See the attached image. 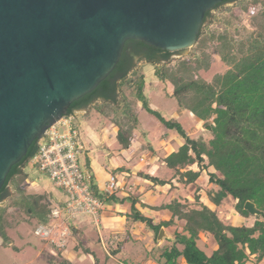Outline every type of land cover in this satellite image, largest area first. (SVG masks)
<instances>
[{"label":"trees","instance_id":"1","mask_svg":"<svg viewBox=\"0 0 264 264\" xmlns=\"http://www.w3.org/2000/svg\"><path fill=\"white\" fill-rule=\"evenodd\" d=\"M233 1L236 0H224L215 8ZM259 4H264V0H255L250 8L243 0L240 2L241 8L251 15L249 25L242 23L239 12L230 10L215 18L216 24L212 22L211 25H216V28L209 30V36L215 44L214 55L217 54L227 66L223 73H216L209 80L201 75L202 71L210 70L214 61L203 45L206 39L203 27L213 16L214 8L206 12L197 39L201 52L199 56L185 58L172 65L171 58L179 51L161 49L143 40H128L119 63L109 76L95 90L69 107L68 114H74L93 104L97 106V103L108 102L113 105L107 111L111 116V113L117 114L120 110L117 106L121 104L120 97H123L127 103L121 110L122 117L113 121L119 129L118 139L124 147L131 146L134 130L140 122L139 113L144 107L155 114L165 127L176 130L183 139L178 149L165 157L166 164L175 170L174 176H179L182 182L194 183L206 172L209 183L215 186L207 192L215 208L204 201L193 204V201H198V192L193 201L175 198L159 206L172 211L171 219L157 224L153 218L142 213L136 207V200L130 197L132 209L129 216L133 222H145L154 232L155 240L162 226L173 224L175 218L184 221L182 230L177 229L174 233L173 245L161 254L165 264H178L179 258H184L188 264H250L251 261L260 264L264 259V216L251 215L244 208L246 201L251 200L264 210V7L257 9ZM251 8L255 11L251 12ZM133 43L141 52L139 59L154 66L155 76L173 85L172 93L181 108L190 111L206 127L211 126L210 137H193L179 121L167 119L150 107L145 94V74L137 70V62H131L126 51L127 46ZM126 89L134 91L135 106L132 100L125 97ZM38 149L37 139L28 153L12 166L0 189V202L11 196V182L20 186L22 192L18 198L25 200L26 190L17 181L30 176L26 169ZM193 165H198L199 169H192ZM146 177L154 185L170 182L151 174H146ZM200 185L201 182H198V187ZM108 196L101 194L103 201ZM228 198L235 201L236 213L250 218L248 224L226 223L219 216L216 207ZM37 205L36 200L29 203L25 212H34ZM12 207L11 204L0 207V235L4 244L7 241L6 228L17 223L10 214ZM50 213L51 210L42 215V222H51ZM202 232L211 234L217 242L211 254L198 244ZM56 255L60 254L51 256L53 263L70 264L67 258H55Z\"/></svg>","mask_w":264,"mask_h":264},{"label":"water","instance_id":"2","mask_svg":"<svg viewBox=\"0 0 264 264\" xmlns=\"http://www.w3.org/2000/svg\"><path fill=\"white\" fill-rule=\"evenodd\" d=\"M223 1L0 0V189L32 143L109 76L128 40L187 50ZM244 208L264 216L251 200ZM167 237L162 227L158 240Z\"/></svg>","mask_w":264,"mask_h":264},{"label":"rangeland","instance_id":"3","mask_svg":"<svg viewBox=\"0 0 264 264\" xmlns=\"http://www.w3.org/2000/svg\"><path fill=\"white\" fill-rule=\"evenodd\" d=\"M243 1L245 2V5L247 6L248 4L250 8L251 6L253 7V2L255 0H243ZM240 2L241 0L227 2L225 4H222L218 8H215L212 11L213 16L208 18V20L204 24L203 35L206 34V39H205V44L203 45L205 46V49L208 52H210L211 59L214 60L210 70L201 72V75L207 80L213 78V76L216 73H220V72L223 73L227 69V66L220 60V57L217 54L214 55L215 44L213 43L212 37L209 36V30L216 28V25H211V24L212 22L216 24L215 18L220 16L221 13L222 15L226 14V12L230 10V11H233L234 13L239 12L242 23L249 25V18L251 17V15L246 10L241 8ZM262 7H264V4H259L257 6V9L262 8ZM252 11H255V10L251 8V12ZM198 41L199 40H197V42L195 43L193 47L187 50L179 51L178 53L174 54L171 58V61H172L171 64L177 65V63L180 60H183L185 58H194V57L199 56L201 52L199 50ZM142 62L140 64L138 62L136 63L137 65L139 64L137 67V70L138 71L145 70L147 74L151 72V76L155 77L154 66L150 64L149 66L147 65L145 66V68H143L144 61ZM149 78L150 77L148 75V79ZM125 92H126L125 97L132 100V102L134 103L133 105L135 106L137 102L134 100L136 97L134 91L132 89H126ZM172 92H173V85L170 82H167V81L165 82L162 80H158L157 82L156 78L153 81H151L150 79V82L146 81L145 93H146V96H147V99L149 101V105L151 108L158 110L167 119L179 121L186 130H189L191 136L193 137L200 136V138H203V139L210 137L211 130L208 129V127H206L202 123L199 124L195 122L190 111L183 110L181 108L177 97H175ZM120 99H121V104L117 106L120 109L119 110L120 113L119 111H117V114L111 113V116L107 114V111L108 109H110V106H113L111 103H108V102L107 103L106 102L97 103L99 105L95 106L93 104L89 108H87V114L84 117L81 115L77 117L78 122L79 121L82 122V129L86 130V124H84L86 122L88 125L94 127L95 129L97 128L98 131H102V129L106 125H109L110 123L114 122L113 121L114 119L121 116V113H122L121 110L124 109L125 104L127 103V100H124L123 97H120ZM139 115H140L139 116L140 124L137 126V129L134 130L133 134L142 135V137L139 139V142H141L142 145H144L146 148L144 149L145 151L144 150L141 151L143 153H141L139 150L137 153L139 156L136 155L135 158H137L138 160L140 158V155H145L147 156L148 159L151 158L152 146H153V150H156V152H158L159 154L161 153V156L164 155L162 151L164 152L166 151V148H165L166 146L165 145L162 146V140L165 138V132L167 129H165V126L155 114H152L151 112L147 111L144 107L141 108ZM196 124H199V125L196 126ZM118 133H119V129H118ZM167 135L169 137H167L166 140L164 141L165 142L169 141L168 143L170 145L171 144L174 146L177 145L178 147V144L176 143V140L174 139V137L176 136V133L172 132ZM103 146L109 147V145L107 146L103 145ZM129 147H125V148H129ZM102 152L103 151H101L100 153ZM123 155H126V153H124ZM94 161H97V162H94ZM80 162L82 165H87L90 168L93 167L95 170V174L98 177L103 178V179L105 177H108L107 176L108 171L106 170L103 171L104 167H107L108 165V160L105 157V154L97 155L95 160H91L90 152H84L80 156ZM28 165L29 167H31V168H28V170L33 176L36 174L35 171H37L38 174L40 173V177H42L43 180L46 179L47 181V178H48L47 175L39 171V165L35 160L33 159L30 160ZM147 166L149 165H144V167H147ZM151 167L152 166H149L148 168H151ZM197 167L198 166H194L195 169H197ZM167 171H170V170L166 167L164 168V171H161L159 175H164L165 173H167ZM207 178L208 177L205 176L201 180V185L199 188H203L202 193H199L198 201L197 202L193 201L192 203L200 204L202 202L201 200H206L210 206L215 208V204L212 202L211 198L208 196V193H207L209 189H213L215 188V186L212 183H209V185H206ZM17 182L21 185V187L24 188V190H26L27 197L26 198L24 197L25 200L18 198L21 196V192H22L20 189V186L13 184L11 182L9 184L11 196L9 198L17 197L18 199L14 198L10 200L9 198H7L3 202H0V207H5L8 204H11L13 206L10 214H11V217H14L15 221L17 222L16 224L6 228V231H7V235L5 236L7 238L6 244L3 243V237L2 238L0 237V264H56V263H53L54 261L51 260V257L49 254V250H51L50 244H49L50 241L47 242V240H44L41 237L37 236L34 232L36 227L39 226L41 223H43L41 219L42 215L48 214V212L51 210L50 214L52 216V212H53L52 210L56 207V204L52 203V199L49 197L50 193L46 194L44 192L45 191L44 186L32 185L34 180L30 178V176L27 178L22 177ZM180 187L183 189L182 195L184 197L182 199L189 197V199L194 200L195 195L197 194V192H199V189L196 190V186L193 184L184 185L181 183ZM35 200L38 204L35 211L34 212L29 211V213H26L25 209L29 208L28 207L29 203L34 202ZM235 204L236 203L233 199L228 198V199H224L223 202L219 206L216 207L219 212V216L226 223L236 222V218L234 217V215L237 214ZM238 222L239 223L243 222L241 217L238 218ZM183 225L184 224L181 223L180 226L182 227ZM167 226L170 227V225H167ZM90 229H91L90 238L93 240L92 247L96 251L97 255L101 258L102 260L101 264H103V262L106 260L105 259L106 254L99 241L101 235L97 231L95 224L90 226ZM200 238L202 240L199 241V246L203 248L208 254H211L213 251V247H215L216 245L215 238L211 234L200 236ZM171 245H173L171 241L166 240L162 246L156 247L155 252L152 251L150 254L152 256H155L157 251L159 250L163 251L166 248H170ZM140 246L141 248H143L144 243L143 244L140 243ZM54 252L55 251H53L52 253L53 255L58 254V252H55V253ZM124 256L125 254H119L115 259H112V260L115 262V264H125V261L127 262V264H130L131 262H129L128 259H125L126 257ZM59 257H61V254L58 256L56 255L55 258H59ZM69 262L70 264H95L91 256H86L85 260L81 262L76 261L75 263L73 260H69Z\"/></svg>","mask_w":264,"mask_h":264},{"label":"crops","instance_id":"4","mask_svg":"<svg viewBox=\"0 0 264 264\" xmlns=\"http://www.w3.org/2000/svg\"><path fill=\"white\" fill-rule=\"evenodd\" d=\"M147 65L149 66L150 64L144 62L143 68H145V66ZM143 72L145 74L146 81L150 82V79L151 81H153L156 78L158 82L159 79L156 76H151V72H149L148 74L145 70H143ZM148 75L150 77L149 79ZM75 114L77 115V117L79 115L84 117L87 114V109L76 111ZM192 116L195 122L199 124L201 123L196 119L194 115ZM79 123L82 130L81 132L83 140L87 148L86 152H90L91 160H95L96 156L101 154H105V157L108 160L107 167H104L103 169V171H108V177H105L104 179L98 177L95 174V170L93 167L90 168L88 166L91 170L93 169L92 173L95 178L97 190H101L103 194V189L111 175H115L117 177L120 187L116 192L109 194L110 196H108V199L104 201L105 205L104 209L101 211L99 223H96L90 216H80L72 222L73 232L70 236L67 237L66 245L64 247L61 248L59 246H54L49 242L51 249L49 250L50 257L51 255H53V251H55L58 252V254H61L62 257L67 258L68 260H73L75 263L76 261H84L86 256H91L95 264H101L102 260L93 249V240L90 238V226L95 224L97 231L101 235L99 241L106 254V260L103 262V264H115L112 259H115L119 254H125L124 257H126L125 259H128L129 262H131L130 264H165V259L161 257V254L164 250L157 251L155 256H152L150 253L152 251L155 252V248L162 246L166 240H170L171 243L174 242V233L177 229L179 231L182 230L183 226L181 227L180 225L181 223L184 224V221L175 218V222L171 224L170 227L162 226L165 227L167 234L170 235L171 238L167 237L163 242H160L158 240V237L157 240H155L154 232L145 222H133V220L131 219L132 217L129 216L132 209L131 198L136 200V207L145 215L153 218L154 223L157 224L161 221L170 220L172 217V211L169 209H162L159 207L160 205L169 203L175 198L183 200L181 196L183 194V189L180 187L181 183L184 185L193 184L196 186L197 190L199 188L198 182H201V180L205 176L208 177V175L205 172L194 183L182 182L179 179V176H174L175 170L170 168L165 162V157H167L171 152L177 150V148L183 143L182 137L174 129H168L167 127H165L168 132L166 130L165 138L162 140V146H166V151H162L164 155L161 156V153L159 154L158 152H156V150H153L152 146L151 158L148 159L147 156L140 155V158L137 160L135 156L138 155V151L140 150L141 152L146 148L144 145H142L141 142H139V139L142 137L141 134H134V139L131 146L129 148H125L118 139V127L114 122L106 125L102 129V131H98L97 128L95 129L94 127L88 125L86 122L84 123L86 124V130H83L82 122L79 121ZM199 124H196V126H198ZM172 132L176 133L174 139L176 140L178 147L177 145H170L168 143L169 141H164L167 137H169L167 134H170ZM187 132L190 134L189 130H187ZM103 145H109V147H104ZM101 151L103 152L100 153ZM124 153H126V155H123ZM144 165H149L152 167L148 168L149 166L144 167ZM165 166L170 171H167V173H165L164 175H159L161 171H164V168H166ZM194 166L198 165H193L191 166V168L194 170L199 169L198 167L197 169H195ZM28 168L31 167L28 166L26 169V171L30 172ZM35 172L37 175L35 174L34 176L30 173V178L34 180L32 185L44 186V192L46 194L50 193L49 197L52 199V203L56 204V206L63 204V202L66 200V196L63 191L55 187L48 176L46 181V179L43 180L42 177H40V173L38 174L37 171ZM146 174L169 179L170 182L165 185H154L149 179H147ZM50 183L52 186L50 185ZM206 185H209L208 178ZM202 189L203 188H201L198 193H202ZM111 195L113 196L112 198ZM187 199H189V197ZM201 201H204L209 205L206 200ZM234 217L236 218V223L238 225L248 224L250 220V218L241 216L238 213L235 214ZM239 217H241L243 221L242 223L238 222ZM52 222L53 219L50 223ZM43 223L49 224L47 222ZM206 234L209 233L202 232L200 236H204ZM200 240L202 239L200 238L198 240V244ZM140 243H144L143 248H141ZM216 247L217 242L215 247H213V250ZM249 263L255 264L253 261ZM125 264H127L126 261ZM178 264L188 263L184 258H179ZM260 264H264V259L260 262Z\"/></svg>","mask_w":264,"mask_h":264},{"label":"built area","instance_id":"5","mask_svg":"<svg viewBox=\"0 0 264 264\" xmlns=\"http://www.w3.org/2000/svg\"><path fill=\"white\" fill-rule=\"evenodd\" d=\"M86 151L80 123L74 113L64 115L46 129L33 158L39 165V171L46 174L66 196L63 204L53 209V222L41 223L35 233L61 248L73 232L71 225L74 220L90 216L99 223L104 209L102 191L97 190L92 170L80 162V156ZM119 187L117 177L111 175L103 194H112Z\"/></svg>","mask_w":264,"mask_h":264},{"label":"flooded vegetation","instance_id":"6","mask_svg":"<svg viewBox=\"0 0 264 264\" xmlns=\"http://www.w3.org/2000/svg\"><path fill=\"white\" fill-rule=\"evenodd\" d=\"M126 51H127L128 55H129V57H130V61H131V62L134 61V62H138L139 64L142 62V61L139 59V58H140V54H141V52H139V50L136 49L134 43L131 44V45H128ZM131 62H130V63H131ZM139 64H138V65H139Z\"/></svg>","mask_w":264,"mask_h":264}]
</instances>
